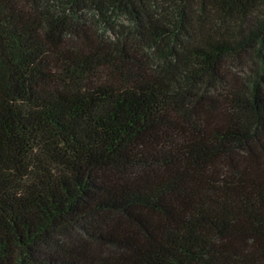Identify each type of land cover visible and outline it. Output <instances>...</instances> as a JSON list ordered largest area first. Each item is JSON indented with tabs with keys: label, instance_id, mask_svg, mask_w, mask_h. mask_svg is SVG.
<instances>
[{
	"label": "trees",
	"instance_id": "16d2710c",
	"mask_svg": "<svg viewBox=\"0 0 264 264\" xmlns=\"http://www.w3.org/2000/svg\"><path fill=\"white\" fill-rule=\"evenodd\" d=\"M0 264H264V0H0Z\"/></svg>",
	"mask_w": 264,
	"mask_h": 264
},
{
	"label": "rangeland",
	"instance_id": "374dc122",
	"mask_svg": "<svg viewBox=\"0 0 264 264\" xmlns=\"http://www.w3.org/2000/svg\"><path fill=\"white\" fill-rule=\"evenodd\" d=\"M85 18H87L86 24L89 26L90 30L98 33L105 31V26L100 22V18L97 13L93 11H88L85 15ZM88 244L90 245L91 249L96 253L111 255L114 252L113 249H108L104 245L96 244L92 241H89Z\"/></svg>",
	"mask_w": 264,
	"mask_h": 264
}]
</instances>
